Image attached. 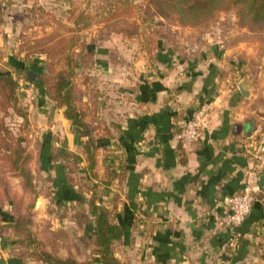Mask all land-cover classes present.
<instances>
[{"label":"crops","instance_id":"crops-1","mask_svg":"<svg viewBox=\"0 0 264 264\" xmlns=\"http://www.w3.org/2000/svg\"><path fill=\"white\" fill-rule=\"evenodd\" d=\"M247 32L236 36V44L160 43L154 60L137 59L145 72L136 82L121 77L128 87L119 100L109 93L106 123L112 138L96 144L105 155L92 179L103 180L96 201L110 208L123 228L113 244L121 264H264V188L235 232L221 222L228 210L225 198L242 191L249 150L264 129V32ZM113 45L102 64L106 73L130 65L127 54H116L126 51L117 48L123 45ZM242 78L250 80L249 98L238 88ZM109 79L115 80L112 74L106 82L117 83ZM207 102L213 103L209 129L192 143L180 142L177 132ZM115 146L121 177L110 181L104 157ZM57 180L63 187L60 175ZM86 227L92 232L89 249L58 253L61 257L93 256L95 237ZM12 247L0 238V264H46Z\"/></svg>","mask_w":264,"mask_h":264},{"label":"rangeland","instance_id":"rangeland-1","mask_svg":"<svg viewBox=\"0 0 264 264\" xmlns=\"http://www.w3.org/2000/svg\"><path fill=\"white\" fill-rule=\"evenodd\" d=\"M155 2L0 0V73L7 71L13 76L12 85L0 79V238L11 244L22 242L24 249L32 244V253L46 251L62 259L75 257L63 254V258L58 253L87 250L92 244V232L86 227L85 218L89 215L86 210L95 191L99 195L103 192V180L95 183L93 179L105 148L97 147L93 151L97 161L93 172L89 171L90 161L84 149L86 138L80 136L70 121L63 123L60 115L64 114L63 109L49 96L58 72L64 71L76 82L75 99L87 124L93 128L92 138L97 144L99 138H112V129L106 123L111 106L109 93L113 91L119 100L120 93H125L128 87L122 85L121 77L136 82L145 72L141 71L138 58L145 57L151 62L160 43L168 41L175 48L205 42L236 44L237 35H248V30L243 31L245 28L239 26L237 8L218 12L197 26H184L160 16ZM117 43L123 45L118 49L126 50L116 52L117 56L124 58L127 54L130 65L116 68V73L115 68L106 73L102 64L109 56V46ZM32 71L37 75L30 79L28 74ZM110 73L115 80L109 79V83H117L106 82ZM29 89L33 90V99L27 95ZM68 143L73 149H69ZM59 148L74 152L82 160L81 169L74 168V172L64 169L65 173L70 172L67 178L74 187L69 191L57 187L61 164L54 158ZM16 149L20 151V164L31 176L29 184L19 174L17 165H12L14 153L9 152ZM106 159L107 156L104 166L108 173ZM66 192L77 199L71 204H57L55 196ZM34 198L37 200L30 210ZM79 220L84 224L77 228L72 221ZM7 222H20L21 235H15L10 228L13 225ZM91 259L76 260L87 263Z\"/></svg>","mask_w":264,"mask_h":264},{"label":"trees","instance_id":"trees-1","mask_svg":"<svg viewBox=\"0 0 264 264\" xmlns=\"http://www.w3.org/2000/svg\"><path fill=\"white\" fill-rule=\"evenodd\" d=\"M155 6L160 16L171 18L184 26H197L202 20L215 17L218 12L237 8L236 16L241 28L256 33L264 32V0H156ZM15 69L17 71H22L19 68ZM0 79L6 84H13V76L7 71L5 74L0 73ZM53 86V92H49L50 98L55 101L59 108L63 109L64 116L78 129L77 131L80 132V136L86 138L84 149L87 159L90 161L88 169L93 172L97 161L93 151L96 150L97 145L94 138H92L93 128L87 124L82 108L75 99L78 90L77 84L74 79L72 80V78L67 76V73L61 71L56 74ZM93 99L97 98L95 97ZM82 105L84 106V104ZM7 150L9 151L11 148H8ZM116 150L117 146L114 148L110 147L106 159L108 160L107 162H109L108 178L110 181L119 180L121 177L119 170L122 168V162L119 160L117 163ZM59 151V155H56L54 161L60 162V169H62V171L59 169V175H61L62 186L65 191H69L72 189L73 184L68 180L67 175H69L70 172H74V168L80 167L79 169H81L82 160L74 152L67 149L59 148ZM12 152L14 153V159L10 156L12 165H17L19 174L22 175L24 180H26V183L29 184L31 176L26 171L25 167L19 162V149L9 153ZM64 169L69 170L70 172L68 171L65 173ZM95 176H97V174H95ZM36 198H34V201L29 205L30 210H33L37 200ZM96 199L97 196L89 201L88 210L84 209L88 211L89 215L86 216L85 219H88L86 220L87 226L91 227L93 230L96 245L92 259L89 262L81 263L75 258H58L46 251L32 253V244H30L31 246L27 244L29 249L27 247L24 249L22 242L20 243L19 241L12 242V250L46 264H121L120 260L115 256L113 244L116 240L122 238L124 233L123 228L115 221L116 215L114 212L103 203H98ZM72 200L74 199L70 197L68 192H66L64 196H55V202L57 204H60V202L68 203ZM1 215L4 219L3 213ZM7 223L14 226V228L13 226H10V228L13 229L15 235H21L23 230L20 229V222ZM78 224L81 226L84 222L79 220Z\"/></svg>","mask_w":264,"mask_h":264},{"label":"built area","instance_id":"built-area-1","mask_svg":"<svg viewBox=\"0 0 264 264\" xmlns=\"http://www.w3.org/2000/svg\"><path fill=\"white\" fill-rule=\"evenodd\" d=\"M29 98L33 99V90H26ZM213 110V103L202 104L177 132V137L182 143H192L199 139L201 135L210 127V115ZM251 163L248 168L244 187L241 192L225 198L228 208L221 218V222L230 227L235 232L249 216L254 202L263 190L260 186V176L264 170V129H262L249 150Z\"/></svg>","mask_w":264,"mask_h":264},{"label":"water","instance_id":"water-1","mask_svg":"<svg viewBox=\"0 0 264 264\" xmlns=\"http://www.w3.org/2000/svg\"><path fill=\"white\" fill-rule=\"evenodd\" d=\"M37 73L36 72H29L28 76L30 79L36 77ZM39 79H36V83H38ZM250 80L248 78H242L239 83H238V88L245 98H249L251 95V89H250ZM260 186L264 188V170L260 176Z\"/></svg>","mask_w":264,"mask_h":264}]
</instances>
